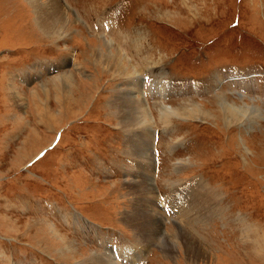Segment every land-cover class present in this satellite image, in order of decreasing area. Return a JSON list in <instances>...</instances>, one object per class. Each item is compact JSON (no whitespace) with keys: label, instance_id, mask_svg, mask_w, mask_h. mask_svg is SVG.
<instances>
[{"label":"rangeland","instance_id":"374dc122","mask_svg":"<svg viewBox=\"0 0 264 264\" xmlns=\"http://www.w3.org/2000/svg\"><path fill=\"white\" fill-rule=\"evenodd\" d=\"M57 1L53 32L0 0V264H264V0Z\"/></svg>","mask_w":264,"mask_h":264},{"label":"bare ground","instance_id":"6f19581e","mask_svg":"<svg viewBox=\"0 0 264 264\" xmlns=\"http://www.w3.org/2000/svg\"><path fill=\"white\" fill-rule=\"evenodd\" d=\"M29 2L31 3V5L35 9L34 12L36 15V19L38 21V24L40 25V27L43 30L54 32V30H59V29L55 28L57 25H59V24L63 25V22H64L63 9L57 0H46L45 1L46 3L43 2V0H41V1L40 0H29ZM107 43H110V42H107ZM119 49H121V48H119ZM125 57L126 56H122V53H121V56L116 57V58L118 60H121ZM125 64L123 65V63H121L119 65V67L122 66L124 72L127 71V68H126L127 66ZM133 80L134 81L132 82L131 85H127L128 87H130V86L135 87L134 89L132 88V91L120 90L123 93L125 92L126 97H128V98H126L125 96H123V97L120 96L117 99H115L114 101H112V106L116 108V112H117V114H119V117H120L119 120L121 122V125L125 128V130L127 132L130 133V138L132 140L135 139V141L138 143V144L137 143L135 144L136 145V151L135 152L137 154L136 156L139 157V159L135 162L136 169L139 170V174H142L143 176H145L148 173L150 179L153 180V178H154V167H153L154 161L153 160L151 161L149 159H145L144 156L143 157L139 156L140 152H141V154L142 153L144 154L145 150L146 151L150 150V147L154 144V139H155L153 131L151 129V123L148 121L150 118L149 119L147 118V116L149 115V108H148L147 104L142 99H140L141 97L139 98L137 95L140 91L139 89H140V87L142 85V81L144 79L139 81L137 79V77H135ZM169 113L173 114V113H175V110H173L172 108L171 109H165L164 108V110L160 112V118H161L162 122L165 124L169 123V121H168V114ZM176 113L178 115L188 114V116L197 117V115L199 113H203V111L198 106H192V108H189V109L185 108L183 110V112H181V113L180 112H176ZM131 133H133V136L131 135ZM147 155L149 157V154H147ZM195 183H197V185H198V182H195ZM199 185L204 187L203 191L207 190V192L209 194V196H208L207 194L203 193L202 200L204 202H206L209 199V197L212 200L214 197L218 196V195H212L213 193L208 189V187L204 186L202 181H199ZM148 193L150 194V192H148ZM149 198H153L155 200H158V197L155 194H153V191H152L151 196ZM148 203H149V201H148ZM148 203H147V206H148ZM145 211H146V209H145ZM156 222H158V224H159V219H154L150 215L143 214V217H141V219L135 223V226H137L139 228L141 227L144 229H152L150 231H154L155 229L159 230V225ZM158 232L159 231H157L156 233H158ZM186 244H187V242H186ZM198 250H199V248H198Z\"/></svg>","mask_w":264,"mask_h":264}]
</instances>
